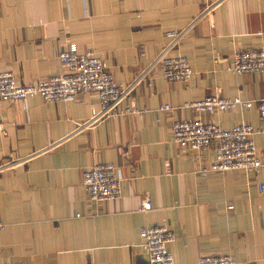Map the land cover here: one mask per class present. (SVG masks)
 Here are the masks:
<instances>
[{
	"label": "crops",
	"instance_id": "obj_1",
	"mask_svg": "<svg viewBox=\"0 0 264 264\" xmlns=\"http://www.w3.org/2000/svg\"><path fill=\"white\" fill-rule=\"evenodd\" d=\"M184 30L168 55L185 58L193 76L167 82L154 66L122 104L141 117L77 129L100 108L91 94L66 103L0 101V264H142L141 228L163 224L175 234L174 264L219 255L264 264V170L200 176L212 152L183 151L172 141L173 122L197 117L185 104L218 94L254 106L202 121L224 130L249 125L264 157L257 109L264 73L229 70L235 51H264V0H0V72L20 84L57 76L58 55L75 46L92 50L125 84ZM102 163L119 169L121 196L94 205L82 173ZM144 200L151 208L139 211Z\"/></svg>",
	"mask_w": 264,
	"mask_h": 264
},
{
	"label": "built area",
	"instance_id": "obj_2",
	"mask_svg": "<svg viewBox=\"0 0 264 264\" xmlns=\"http://www.w3.org/2000/svg\"><path fill=\"white\" fill-rule=\"evenodd\" d=\"M187 31L172 32L168 46L161 51L152 64L140 72L131 81L121 84L107 72L106 65L92 50L79 52L70 46L60 52L58 59L63 72L57 76L41 79L29 84L18 83L9 71L0 72V101L11 102L27 98L40 97L46 103H66L72 101L78 93L95 96L100 108L89 120L77 124V129L92 128L105 119L122 116L143 115L134 107H122L136 87L145 79L154 66L159 67L163 80L167 82H189L193 71L183 57H172L168 51L174 48ZM229 70L237 75L264 73L263 50H237L232 54ZM197 114L192 120H178L172 124V141L179 149L201 154L210 151L213 160L202 165L200 176L208 173L224 174L230 171H242L253 174L264 170V157H259L253 136L256 132L247 124L238 123L229 130L221 129L214 123L203 122L201 116H214L218 113L234 111L237 108L251 109V101L238 98L224 99L213 94L202 100L185 104ZM260 118H264V99L257 101ZM162 110L169 111L165 105ZM122 181L119 169L110 163L96 164L82 173V186L91 204H100L121 196ZM258 192L264 195V180L258 185ZM151 204L144 200L139 211H148ZM5 225L0 218V230ZM140 248L146 255L142 264H174L168 246L175 241V234L166 225L147 226L139 232ZM197 264H236L228 256H204Z\"/></svg>",
	"mask_w": 264,
	"mask_h": 264
}]
</instances>
